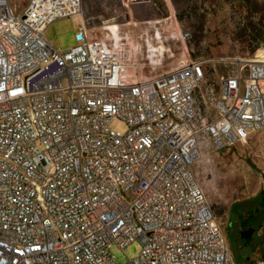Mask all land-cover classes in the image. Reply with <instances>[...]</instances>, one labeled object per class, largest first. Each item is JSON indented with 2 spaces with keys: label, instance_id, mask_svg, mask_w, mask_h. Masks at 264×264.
<instances>
[{
  "label": "built area",
  "instance_id": "1",
  "mask_svg": "<svg viewBox=\"0 0 264 264\" xmlns=\"http://www.w3.org/2000/svg\"><path fill=\"white\" fill-rule=\"evenodd\" d=\"M82 5L0 0V264H237L193 165L201 136L219 151L264 128V60H238L199 117L207 60L135 81ZM62 17L80 19L64 50L46 37Z\"/></svg>",
  "mask_w": 264,
  "mask_h": 264
},
{
  "label": "rangeland",
  "instance_id": "2",
  "mask_svg": "<svg viewBox=\"0 0 264 264\" xmlns=\"http://www.w3.org/2000/svg\"><path fill=\"white\" fill-rule=\"evenodd\" d=\"M29 0H10L22 11ZM83 22L91 35L123 48L127 73L146 81L168 73L191 59L207 60V80L196 92L199 117L216 115L220 78L238 60L264 57V47L250 53L253 35L264 25V0H82ZM80 19H55L46 37L59 49L76 44ZM99 43V40L96 44ZM259 53V54H257ZM124 123L114 121L113 128ZM202 155L193 169L209 203L225 224L240 217L245 200L264 192V128L246 143L215 151L201 136ZM264 227V226H263ZM237 264H264V236L247 245L237 234L231 242ZM141 243L113 246L118 262L139 255Z\"/></svg>",
  "mask_w": 264,
  "mask_h": 264
},
{
  "label": "flooded vegetation",
  "instance_id": "3",
  "mask_svg": "<svg viewBox=\"0 0 264 264\" xmlns=\"http://www.w3.org/2000/svg\"><path fill=\"white\" fill-rule=\"evenodd\" d=\"M264 192L245 200L242 215L226 223V233L231 242L237 234L243 244L249 245L255 237L264 236ZM249 235V236H248Z\"/></svg>",
  "mask_w": 264,
  "mask_h": 264
},
{
  "label": "trees",
  "instance_id": "4",
  "mask_svg": "<svg viewBox=\"0 0 264 264\" xmlns=\"http://www.w3.org/2000/svg\"><path fill=\"white\" fill-rule=\"evenodd\" d=\"M260 47H264V25L259 30L257 35H253L249 52L255 53Z\"/></svg>",
  "mask_w": 264,
  "mask_h": 264
},
{
  "label": "bare ground",
  "instance_id": "5",
  "mask_svg": "<svg viewBox=\"0 0 264 264\" xmlns=\"http://www.w3.org/2000/svg\"><path fill=\"white\" fill-rule=\"evenodd\" d=\"M257 54H259V53H257ZM256 56H257V55H256ZM256 56H255V57H256ZM255 57H253V58H250V59H254ZM258 58H259V59H264V57H263V56H261L260 54L258 55ZM201 155H202V154H201Z\"/></svg>",
  "mask_w": 264,
  "mask_h": 264
},
{
  "label": "water",
  "instance_id": "6",
  "mask_svg": "<svg viewBox=\"0 0 264 264\" xmlns=\"http://www.w3.org/2000/svg\"><path fill=\"white\" fill-rule=\"evenodd\" d=\"M249 236V235H248Z\"/></svg>",
  "mask_w": 264,
  "mask_h": 264
}]
</instances>
